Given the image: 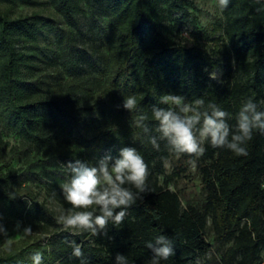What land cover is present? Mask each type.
<instances>
[{"label": "trees", "instance_id": "16d2710c", "mask_svg": "<svg viewBox=\"0 0 264 264\" xmlns=\"http://www.w3.org/2000/svg\"><path fill=\"white\" fill-rule=\"evenodd\" d=\"M63 16L65 30L37 10L15 13L17 4L34 6L38 0H0V203L13 223L24 220V204L6 188L9 176L1 138L2 129L14 131L32 150L74 146L96 162L103 152L114 159L123 147H134L148 166L147 189L142 199L127 209L124 222L108 225L107 235L92 236L81 231L83 259L87 264H115L117 253L128 264H152L153 254L146 243L164 235L174 246V255L159 264H190L206 254L207 217L212 227V243L222 251L219 264H264V132L255 131L248 142L249 155L236 156L227 148L205 143L199 166L205 202L198 208L182 207L176 192L161 185L157 175L164 172V161L171 150L166 140L158 139L157 150L150 137H159L158 122L151 108L160 97L180 94L185 102L202 98L205 105L215 103L230 114L227 120L234 131L236 115L243 102L252 99L264 111V0H229L221 10L222 34L215 46L226 42L229 64L220 83H211L209 70L217 67L199 44L187 46L178 38L174 26L164 24L168 15L185 12L178 0L163 7L164 0H45ZM186 13V12H185ZM106 18L108 32L104 50L98 54L96 69L103 81L89 88L78 79L57 91L39 90L40 77L30 80L35 70L36 51L28 52L26 43L35 42L43 27L64 31L66 38L57 51H51L42 63L55 64L71 74L72 44L79 17ZM60 34V33H59ZM60 39L61 37L57 35ZM214 51L213 53H215ZM65 54L64 59H59ZM135 95L138 107L131 113L122 107L125 96ZM140 113L146 114L149 133L132 126ZM173 152V151H172ZM194 157L180 154L177 174ZM133 192L136 189L125 185ZM14 196L10 197V194ZM49 196L65 210L71 205L62 188H50ZM97 214H99L97 210ZM72 244L60 243L49 252L44 246L29 250L42 253L47 264H80L72 255Z\"/></svg>", "mask_w": 264, "mask_h": 264}, {"label": "rangeland", "instance_id": "374dc122", "mask_svg": "<svg viewBox=\"0 0 264 264\" xmlns=\"http://www.w3.org/2000/svg\"><path fill=\"white\" fill-rule=\"evenodd\" d=\"M38 1L39 3L34 6L17 4L15 13L29 14L37 10L41 16L54 20L60 28L66 30L69 27L63 16L50 4L45 0ZM170 1L164 0L163 7L166 8ZM178 2L184 6L186 13L176 11L166 17L164 24L174 26L178 38L187 46L196 43L212 54L218 65L213 70H209L205 65L204 70L208 72L209 82L220 83L222 74L229 64L233 65V61L229 63L227 59L226 42L222 40L215 46L214 38L222 34L217 28L223 23L217 0H178ZM75 31L71 49L72 63L77 68L70 75L62 71L58 62L50 65L41 61L52 56L49 50L57 51L56 55L59 56L60 45L64 44L66 38L64 31L55 32L54 29L43 27L38 32L35 42L25 44L28 52L36 51V47L42 49L40 52L36 51L37 56L33 59L35 71L28 74L30 80L34 82L40 77L38 84L41 92L60 90L64 88L66 82L71 83L75 79L93 89L102 83L103 79L96 69V64L98 54L104 50L103 43L108 32L106 18L93 21L89 14L81 16ZM214 51L216 52L213 53ZM63 55L59 59L65 61V54ZM1 138L6 153L5 159L8 162V167L4 169L5 175L9 176L6 188L14 192L25 207L24 220L21 223H13L0 203V225L7 230V236L0 234V264H33L31 257L35 252L28 249L31 245L44 246V250L49 252L60 243L75 242L82 246L91 242L90 238L80 237L81 231L66 230L59 223V215L66 210L49 196L48 190L61 188V185L70 179V173L66 168L69 162L74 163L79 159L95 166L96 157L87 156L74 146L32 150L14 131L6 132L2 129ZM106 155L108 153L103 152L100 159ZM178 159L179 156L170 151L169 157L164 161L163 174L157 175L158 181L178 194L183 208L187 205L200 208L205 202L199 171L202 160L200 157H194L195 164L189 163L184 171L177 174ZM17 224L20 225L19 229L16 227ZM28 226L31 227L32 234L25 237L21 232ZM212 236L210 217H207L205 239L210 247L205 255L190 264H219V255L223 248L221 250L216 248L212 243ZM42 264H47V260L43 257Z\"/></svg>", "mask_w": 264, "mask_h": 264}, {"label": "clouds", "instance_id": "9594fccd", "mask_svg": "<svg viewBox=\"0 0 264 264\" xmlns=\"http://www.w3.org/2000/svg\"><path fill=\"white\" fill-rule=\"evenodd\" d=\"M228 4L229 0H218L221 10L227 8ZM258 11H264V8ZM159 105L168 107L152 106L151 114L158 122L156 132L159 137H150V143L158 150V139L166 140L177 156L187 154L199 158L203 156L207 142L214 148H227L236 156L247 157V144L253 139L254 132H264V111L258 110L252 99L246 100L240 107L234 131L227 123L230 114L215 103L205 105L202 98L185 102L182 96L166 94L160 97ZM122 107L131 113L135 112L138 107L136 96H125ZM148 119L146 114L140 113L132 120V126L147 134L150 131L146 123ZM195 162L190 161L193 165ZM66 168L70 179L61 188L71 208L62 211L58 217L66 230L75 229L92 236L102 233L107 235L109 223L115 226L122 224L127 209L148 191V166L134 147L121 148L119 157L115 159L106 155L95 166L77 159L74 163L69 162ZM125 185L133 186L136 192ZM16 227L19 229L20 225ZM21 233L25 237L30 236L32 229L30 226L25 227ZM0 234L7 236L3 225H0ZM71 247L72 255L81 258L80 264H87L81 245L73 242ZM146 247L153 254L152 264L167 260L175 251L171 240L164 235L147 242ZM31 259L33 264H42V253H34ZM115 264H128L126 256L117 253Z\"/></svg>", "mask_w": 264, "mask_h": 264}]
</instances>
